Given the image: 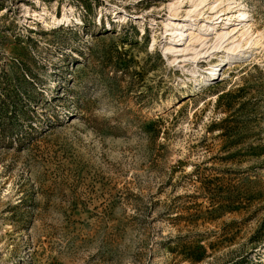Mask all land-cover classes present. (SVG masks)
I'll use <instances>...</instances> for the list:
<instances>
[{"label":"rangeland","instance_id":"1","mask_svg":"<svg viewBox=\"0 0 264 264\" xmlns=\"http://www.w3.org/2000/svg\"><path fill=\"white\" fill-rule=\"evenodd\" d=\"M236 2L260 43L210 71L164 48L199 0H0V264H264V0Z\"/></svg>","mask_w":264,"mask_h":264},{"label":"bare ground","instance_id":"2","mask_svg":"<svg viewBox=\"0 0 264 264\" xmlns=\"http://www.w3.org/2000/svg\"><path fill=\"white\" fill-rule=\"evenodd\" d=\"M221 3L217 1L213 5H209L207 0H199V3H196L192 9L195 10L193 13L195 15L191 17V21L174 22L169 20V22L164 23L166 27H169L166 31L170 32V36L166 38L168 44H165L164 48L166 52L174 54L171 62H175L179 54L184 56L185 60L195 62L198 58L217 50L222 52V54L218 56L217 64L210 70L213 71L218 64L221 65L223 63L225 66L232 61L240 59L246 55L248 47L260 43L253 34V25L250 22L251 17L249 18V13L244 8L245 6L240 5L238 8L239 4H237L236 0H229L225 7ZM206 8L209 10L206 20L204 22L196 21L200 14H206ZM52 16L53 23H56V15ZM64 19L69 20L68 15H65ZM228 24L234 27L229 29ZM209 34H212V36L209 37ZM211 37H213V40H210ZM188 55L191 56L188 58ZM220 72L221 70L217 73V76ZM206 75L203 74V76ZM193 76L194 84L189 87L188 91L195 89L194 86H198L205 78H202L201 73L193 72ZM210 79L211 77L206 78L208 81ZM184 94L188 93L184 92Z\"/></svg>","mask_w":264,"mask_h":264}]
</instances>
